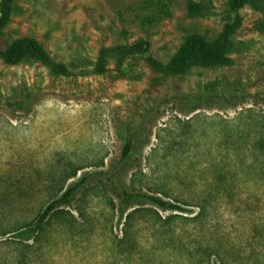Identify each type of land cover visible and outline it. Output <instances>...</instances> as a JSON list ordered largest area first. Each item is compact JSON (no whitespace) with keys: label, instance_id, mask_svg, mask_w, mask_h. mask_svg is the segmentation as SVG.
I'll return each instance as SVG.
<instances>
[{"label":"rangeland","instance_id":"rangeland-1","mask_svg":"<svg viewBox=\"0 0 264 264\" xmlns=\"http://www.w3.org/2000/svg\"><path fill=\"white\" fill-rule=\"evenodd\" d=\"M188 1L204 14L189 13ZM227 1L13 0L0 53L31 37L70 74L0 59V226L33 219L59 188L87 181L67 207L83 213L80 226L53 222L27 242L0 235V264H264V165L251 146L264 113V35L253 30L261 16L239 10L223 66L167 77L140 60L123 73L112 64L92 72L102 47L143 39L167 63L189 35L215 43L235 16ZM213 81L224 84L212 89ZM124 136L131 154L118 165ZM136 171L145 176L135 188L178 209L130 201L126 210L150 208L171 224L140 214L124 235V216H113L109 201L118 205L120 184L130 190ZM217 173L226 192L194 220Z\"/></svg>","mask_w":264,"mask_h":264},{"label":"trees","instance_id":"trees-1","mask_svg":"<svg viewBox=\"0 0 264 264\" xmlns=\"http://www.w3.org/2000/svg\"><path fill=\"white\" fill-rule=\"evenodd\" d=\"M228 9L234 13V19L231 23H225L221 34L217 41L213 44L207 43L202 36L193 34L189 35L179 51L167 63L160 62L151 56L150 44L148 41L138 39L132 43L118 44L114 46L100 48L96 60L92 65V72L96 74L105 73L108 65H114V68L122 72L123 67H129L133 63L140 60L148 63L155 71L167 76L175 77L186 74L195 66H223L229 59L228 54L231 52L233 43L231 35L240 27L241 18L238 15L242 8H249L258 13L261 18L253 26V30L264 35V0H228ZM186 8L189 13L194 15H203L204 8L197 3L191 1L186 2ZM13 11V0H0V38L3 35L5 27L11 22ZM0 59L7 65L18 64H42L47 67L49 74L54 77H67L70 74L69 67L63 62H55L50 55L31 37H22L14 40L5 50L0 53ZM223 82H210L207 84L210 88L223 86ZM252 113L251 110L244 112ZM244 115V114H240ZM250 117V116H249ZM255 138L251 144L252 148L257 151V162L264 165V113L257 114L255 118ZM122 155L118 165L128 161L131 154L130 138L124 136L122 138ZM103 162L101 161V164ZM80 168H76L73 172L65 177V181L74 178ZM145 176L143 172L136 171L130 177V190L120 184V198L118 205L109 201V209L111 214L124 216L122 233L124 235L129 231L131 222L140 214L142 219L152 222L154 226L164 227L171 224L170 218L161 219L155 215L150 208H140L134 210H126V206L130 201L145 202L155 208L161 210H177V206L165 201L161 197L155 195L144 194L141 188H135V184L139 182L140 177ZM87 181V177L67 185L65 189L59 188L51 200L40 210L35 217L29 221L23 222L21 225L13 224L9 228L0 226V235L15 234L17 237L27 242L35 240L51 228L53 222H58L60 227H77L84 220V215L80 209L72 214L67 207L74 201L75 197L80 194L81 189ZM225 176L217 173L212 175L211 191L205 197H198L195 207L198 209L194 220L200 218L206 210L209 200H217V195L223 196L226 192L224 188ZM166 196V194H163ZM83 196V195H82ZM116 212V213H115ZM181 217V216H178ZM2 230V231H1ZM27 245V244H25ZM28 247V246H25Z\"/></svg>","mask_w":264,"mask_h":264}]
</instances>
